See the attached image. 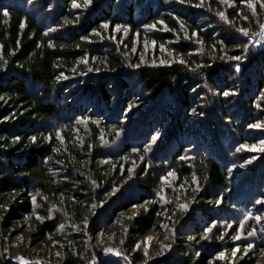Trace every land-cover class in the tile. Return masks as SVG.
<instances>
[{"label": "trees", "instance_id": "obj_1", "mask_svg": "<svg viewBox=\"0 0 264 264\" xmlns=\"http://www.w3.org/2000/svg\"><path fill=\"white\" fill-rule=\"evenodd\" d=\"M263 31L264 0H0V264H264Z\"/></svg>", "mask_w": 264, "mask_h": 264}, {"label": "rangeland", "instance_id": "obj_2", "mask_svg": "<svg viewBox=\"0 0 264 264\" xmlns=\"http://www.w3.org/2000/svg\"><path fill=\"white\" fill-rule=\"evenodd\" d=\"M261 36H262V38H264V31H263V33H262ZM248 216H250V215H248ZM248 216H247V217H248ZM245 221H246V220H245ZM245 221H244V222H245ZM257 264H262V263H261V262H258Z\"/></svg>", "mask_w": 264, "mask_h": 264}, {"label": "snow or ice", "instance_id": "obj_3", "mask_svg": "<svg viewBox=\"0 0 264 264\" xmlns=\"http://www.w3.org/2000/svg\"><path fill=\"white\" fill-rule=\"evenodd\" d=\"M89 2H90V0H89ZM237 59H239V57H237ZM225 95H227V93H225ZM259 125H257V127H258ZM33 139H35V138H33ZM249 235H251V233H249ZM249 247H251V245H249Z\"/></svg>", "mask_w": 264, "mask_h": 264}]
</instances>
